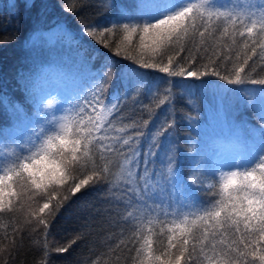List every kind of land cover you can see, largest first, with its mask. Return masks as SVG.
<instances>
[{
  "label": "snow or ice",
  "instance_id": "obj_1",
  "mask_svg": "<svg viewBox=\"0 0 264 264\" xmlns=\"http://www.w3.org/2000/svg\"><path fill=\"white\" fill-rule=\"evenodd\" d=\"M33 6L25 0L26 8ZM87 6L88 0H76L64 10ZM104 7L112 15L80 29L111 53L87 57V92L69 94L48 112L59 102L31 93L20 76L42 108L25 139L0 137V252L19 251L23 224L40 232L43 264L50 251L68 252L86 239L89 225L65 246L50 248L49 217L100 186L112 206L107 211L128 228L105 241L90 264H264V0H104ZM254 58L259 76L249 67ZM148 70L164 75L151 77ZM207 77L238 86L237 103L255 121L234 118L236 146L211 170L191 137L180 148L177 130L185 118L175 109L177 99L189 103L194 87L211 83ZM232 92L222 91L221 99L230 103ZM141 96L148 100L139 104L141 117H126V102ZM165 105L164 119L150 128Z\"/></svg>",
  "mask_w": 264,
  "mask_h": 264
},
{
  "label": "trees",
  "instance_id": "obj_2",
  "mask_svg": "<svg viewBox=\"0 0 264 264\" xmlns=\"http://www.w3.org/2000/svg\"><path fill=\"white\" fill-rule=\"evenodd\" d=\"M30 2L34 6L26 8L25 0H0V137L10 141L27 137L38 119L39 107L42 108L35 103L29 91L22 87L25 79L29 80L31 93L38 94L40 98L53 87L55 90L66 89L67 94H76L81 89L87 92L92 84L87 70V57L92 54L111 55L80 32L82 24L102 22L106 16L112 15L114 10L105 8L104 0H88V6L78 13L64 10V7L74 6L76 0H69L64 7V0ZM116 2L131 4L132 0ZM58 23L75 39L66 37L61 29L56 28ZM116 61L121 67L127 64L121 62L120 58H116ZM249 67L256 69V76L262 74L258 59L255 64L250 61ZM21 74L25 79H20ZM148 74L151 77L164 75L154 70H148ZM205 79L211 83L194 87L189 103L177 99L175 109L178 118H185L177 130L180 148L186 150L189 147L186 140L191 137L195 152L201 154L205 167L211 170L215 165L207 155L213 139L222 136L225 141L230 140L229 136L235 137L237 129L234 118L248 120L252 124L255 121L251 120V112L243 104L237 103L234 90L238 86L227 85L216 77ZM243 87L258 90L260 86L247 84ZM227 89H233L230 103L221 99V92ZM142 103H148L144 96L139 97L138 102L128 100L124 109L125 116L130 119L140 118L139 104ZM166 108L167 105L155 110L150 128H155L164 119ZM187 116L192 119L187 120ZM142 118L147 119L148 113L144 112ZM87 191L88 195L78 193L71 198L73 202L69 211L62 210L55 219L49 217L48 243L50 248L65 246L77 235L82 225L88 224L86 239L77 240L66 253L50 251L47 264H90L96 255L104 251L105 241L114 242L119 238V228H128L119 216L110 215L107 211L112 206L104 202L100 186ZM18 219L24 221V215L18 214ZM23 227L25 235L19 251L12 256L9 255L12 251L10 248L0 252V264H43L40 232L31 231V225L23 224ZM113 232L117 235L110 240ZM35 240H40V244L34 243ZM124 254L121 252L122 256Z\"/></svg>",
  "mask_w": 264,
  "mask_h": 264
},
{
  "label": "rangeland",
  "instance_id": "obj_3",
  "mask_svg": "<svg viewBox=\"0 0 264 264\" xmlns=\"http://www.w3.org/2000/svg\"><path fill=\"white\" fill-rule=\"evenodd\" d=\"M53 87L51 91L48 93H45L44 97H48V100L53 101V102H59V103H54V107L52 109H47L48 112H55L56 108L59 107L60 103H63L65 97H67L69 94H67L66 89H56ZM52 92V93H50ZM43 97V98H44ZM229 136V139H226L225 141L222 139V136H217L213 139V142L211 143L212 145L210 146L208 150V155L207 157L209 158L210 161H212V164H216V161L222 156V155H227L230 153L234 147L236 146V141L235 137Z\"/></svg>",
  "mask_w": 264,
  "mask_h": 264
}]
</instances>
